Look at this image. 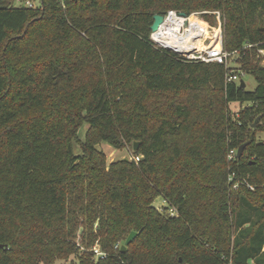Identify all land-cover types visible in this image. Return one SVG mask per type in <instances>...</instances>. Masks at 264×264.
Returning a JSON list of instances; mask_svg holds the SVG:
<instances>
[{"label": "trees", "instance_id": "trees-1", "mask_svg": "<svg viewBox=\"0 0 264 264\" xmlns=\"http://www.w3.org/2000/svg\"><path fill=\"white\" fill-rule=\"evenodd\" d=\"M42 1L0 6V264L67 259L80 229L105 254L83 264H264V0ZM204 9L222 13L230 74L253 91L150 41L154 15ZM179 92L191 99L163 102ZM231 103L248 105L237 116ZM99 142H138L140 159L107 165Z\"/></svg>", "mask_w": 264, "mask_h": 264}, {"label": "built area", "instance_id": "built-area-1", "mask_svg": "<svg viewBox=\"0 0 264 264\" xmlns=\"http://www.w3.org/2000/svg\"><path fill=\"white\" fill-rule=\"evenodd\" d=\"M18 6L32 10H42V0H14ZM63 9H65V3L63 0H55ZM180 12L175 10L167 11L163 17V22L159 26L158 30L151 32L149 39L157 47L171 51L179 57L193 62H201L205 64H219L225 67L229 62H234L237 52L227 53L223 50V35L220 26L217 27L212 34L208 31L209 25L203 23L201 20H197L196 13L185 14L180 16ZM191 21H197L205 28L206 34L202 32H195L192 29ZM211 34V35H210ZM200 39L199 44L197 43ZM250 47V46H248ZM264 53L263 50H259L258 54ZM232 60V61H231ZM229 67V66H228ZM226 82L239 83L240 77L237 74L226 75ZM236 152L231 150L228 154L229 159H233ZM135 162L139 161L138 157H134ZM170 215L173 216L174 212L170 210ZM115 247H120L119 245ZM92 251L96 257L100 260L105 257L103 252H100L97 248L93 247Z\"/></svg>", "mask_w": 264, "mask_h": 264}, {"label": "rangeland", "instance_id": "rangeland-1", "mask_svg": "<svg viewBox=\"0 0 264 264\" xmlns=\"http://www.w3.org/2000/svg\"><path fill=\"white\" fill-rule=\"evenodd\" d=\"M0 6H18L16 4V2L14 0H0ZM196 13V18L197 20H202V16L203 14H207V16L211 17V19L213 18L215 22L214 25H209L208 31L212 34L213 32H215V30L217 29L218 26H220L221 30H223V25H224V17L222 15V13L220 11H210V9H204V11H196V12H190L189 14H194ZM196 32V31H195ZM210 34V35H211ZM200 39H198L197 43L199 44ZM259 64L260 66L264 67V53H261L259 55ZM237 58H234V62H229L227 64L226 67H224L225 69L231 68V70H227V74L229 75L231 72H233L234 69H239L240 65L239 63L236 61ZM232 61V60H231ZM229 66V67H228ZM240 80L244 82L245 84V89L247 91H253L256 87V82L254 80V78L251 75L248 74H244L242 72L238 73ZM164 98L162 99L163 102L166 104L167 101H181L184 100L186 97L188 99H191V95L187 94L185 92H179L178 94H172V93H165V94H161ZM248 104H243L240 105L239 103H231L228 105L227 107V113H229L230 115H237L239 116V113L241 110H243ZM259 118L257 124L260 121V117ZM256 118V119H257ZM256 119L254 120V122L256 121ZM254 122L251 124L253 125ZM250 125V129H255V127H252ZM88 131V125L87 124H83L80 129L78 130V142H75L73 145V151L75 153V155H82L81 153V149H80V142H84L85 140V135ZM255 139L258 143H264V133H257L255 136ZM77 143V144H76ZM95 148L103 153V155L105 156V160H106V164H111V163H115V162H119V161H134V157L135 155L133 154V147L131 148L130 146H125L123 149H115L113 148L111 145H109L106 142H99ZM140 159V157H138ZM135 162V161H134ZM137 163V162H135ZM165 160H162L160 162L157 163V167L159 170L163 169L165 166ZM154 207L158 208L159 210H162L163 206H165V204L160 200L157 199L154 204ZM82 229L79 230V232L77 233V238L75 239V243L77 245V247H79V251L74 254L69 256L67 259H62V260H57L54 262V264H83V259H82V255L86 253H91L93 247L97 248L100 252H102L99 248V246L97 244H95V246L86 249L85 245L81 243V239H80V233H81ZM124 244L121 243L120 246H122ZM93 256H92V261L93 262H97L99 259L96 257V255L94 254V252L92 251ZM251 263V262H250Z\"/></svg>", "mask_w": 264, "mask_h": 264}, {"label": "water", "instance_id": "water-1", "mask_svg": "<svg viewBox=\"0 0 264 264\" xmlns=\"http://www.w3.org/2000/svg\"><path fill=\"white\" fill-rule=\"evenodd\" d=\"M179 14H180V16H185V13H183V12H180ZM162 22H163V17H162V15H154V16H153V22H152V24H151V26H150V28H149V29H150V32H155V31H157L158 28H159V26L162 24ZM240 87H241V88H245V84H244L243 81H240ZM258 119H259V118H257L256 121L254 122V124L251 125L252 127H255V126H256V123H257ZM138 145H139L138 142H135V143L133 144V151H136V150H137ZM246 145H247V143L242 144V145L237 149V152H236V157H237V158H240V157H241V155H242V153H243V150H244V148L246 147ZM135 236H136V233H135V232H131V233L128 235V237L126 238L124 244H123L122 246H120V251H121L122 253H124V252L126 251L128 245L134 240ZM1 247H2V245H0V248H1Z\"/></svg>", "mask_w": 264, "mask_h": 264}]
</instances>
